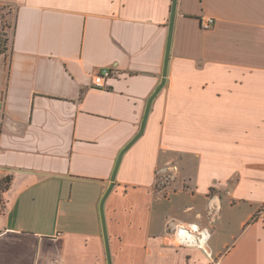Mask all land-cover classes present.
I'll return each instance as SVG.
<instances>
[{"label": "crops", "instance_id": "crops-1", "mask_svg": "<svg viewBox=\"0 0 264 264\" xmlns=\"http://www.w3.org/2000/svg\"><path fill=\"white\" fill-rule=\"evenodd\" d=\"M172 2L0 0L14 14L0 54V264H108L101 203L162 83ZM173 158L188 187L163 194ZM113 184L112 264H264V0L177 1L165 85ZM171 222L217 228L212 258L172 246Z\"/></svg>", "mask_w": 264, "mask_h": 264}, {"label": "built area", "instance_id": "built-area-1", "mask_svg": "<svg viewBox=\"0 0 264 264\" xmlns=\"http://www.w3.org/2000/svg\"><path fill=\"white\" fill-rule=\"evenodd\" d=\"M215 20L207 18L203 24L204 29H210L214 26ZM118 71L113 68H104L94 79V85L97 88L105 87V80L116 76ZM2 110V102L0 101V113ZM170 171H179L178 166L172 165ZM159 175V172H158ZM159 178V177H158ZM5 210L4 203L0 200V236L3 233L1 216ZM168 235L172 246L176 248L190 247L197 248L209 258H212L213 251L211 248V240L213 239V232L202 226L199 223H174L171 222L168 226Z\"/></svg>", "mask_w": 264, "mask_h": 264}, {"label": "rangeland", "instance_id": "rangeland-1", "mask_svg": "<svg viewBox=\"0 0 264 264\" xmlns=\"http://www.w3.org/2000/svg\"><path fill=\"white\" fill-rule=\"evenodd\" d=\"M14 14L8 9H0V54L6 53L10 49L12 27L14 24ZM180 160L178 158L169 159L161 163L159 167V179L157 188L163 194L173 193L175 191L186 190L188 185L184 184L181 179L180 168L179 171H170L172 165L179 164ZM231 182L230 186H232ZM229 186V187H230ZM223 194V191L215 190L212 192ZM176 223V222H175ZM198 223V222H193ZM200 224V223H199ZM213 239L211 243L215 242L219 238L218 229H212Z\"/></svg>", "mask_w": 264, "mask_h": 264}, {"label": "water", "instance_id": "water-1", "mask_svg": "<svg viewBox=\"0 0 264 264\" xmlns=\"http://www.w3.org/2000/svg\"><path fill=\"white\" fill-rule=\"evenodd\" d=\"M177 1L178 0H173V2H172V11H171L170 29H169V40H168V48H167V54H166V59H165V66H164L162 83H161V85L158 87V89L156 90V92L153 94V96L149 100V103H148V106H147V110H146V114H145V118H144V121H143V125H142V128H141V131L134 138V140H132V142L127 146V148H125V150H123V152L121 153V155L119 157V160L117 162V166L115 168L113 177H112V184L109 187V189H108L107 193L105 194V197L103 198V201L101 203V215H102V222H103V229H104V237H105V243H106V252H107V258H108V264H112V262H111V253H110V246H109V238H108V234H107L106 221H105L104 203H105V200H106L107 196L109 195L110 191L113 188V185H114L113 183H114V180H115V176H116L117 170L119 168V165H120L121 158H122L123 154L143 134V131L145 129V125H146V122H147V118H148V115H149V112H150V109H151V104H152L155 96L158 94V92L165 85L166 78H167L168 65H169L170 46H171V40H172V35H173V27H174L175 15H176V10H177Z\"/></svg>", "mask_w": 264, "mask_h": 264}, {"label": "trees", "instance_id": "trees-1", "mask_svg": "<svg viewBox=\"0 0 264 264\" xmlns=\"http://www.w3.org/2000/svg\"><path fill=\"white\" fill-rule=\"evenodd\" d=\"M6 187L4 185H2L1 189L4 190Z\"/></svg>", "mask_w": 264, "mask_h": 264}]
</instances>
